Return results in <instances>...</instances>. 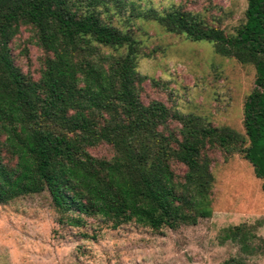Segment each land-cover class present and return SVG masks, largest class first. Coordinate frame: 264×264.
Returning <instances> with one entry per match:
<instances>
[{"label":"trees","instance_id":"16d2710c","mask_svg":"<svg viewBox=\"0 0 264 264\" xmlns=\"http://www.w3.org/2000/svg\"><path fill=\"white\" fill-rule=\"evenodd\" d=\"M148 2L0 0V205L45 192L70 228L175 230L209 216L210 165L233 154L264 193V0H245L230 32L183 4L157 11ZM134 19L253 68L242 135L142 99L136 66L153 51L134 37ZM22 31L40 51L36 77L11 54ZM98 147L108 155L93 154ZM244 229L224 230V240L242 244Z\"/></svg>","mask_w":264,"mask_h":264},{"label":"rangeland","instance_id":"374dc122","mask_svg":"<svg viewBox=\"0 0 264 264\" xmlns=\"http://www.w3.org/2000/svg\"><path fill=\"white\" fill-rule=\"evenodd\" d=\"M171 4L200 11L226 32L245 9V0L141 3L157 11ZM129 25L144 49L153 51L136 66L145 78L144 101L157 99L179 114L243 134L242 103L254 78L250 65L216 55L208 42L165 33L153 21L134 19ZM11 54L23 72L37 76L41 55L27 33L14 39ZM150 79L160 85L151 86ZM93 154L108 151L98 147ZM210 172L209 216L175 230L152 232L132 224L112 230L92 221L84 229L70 228L56 222L45 192L0 205V264H264V193L252 166L237 154L226 160L215 155ZM240 225L242 244L224 240V230Z\"/></svg>","mask_w":264,"mask_h":264}]
</instances>
